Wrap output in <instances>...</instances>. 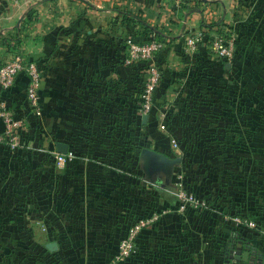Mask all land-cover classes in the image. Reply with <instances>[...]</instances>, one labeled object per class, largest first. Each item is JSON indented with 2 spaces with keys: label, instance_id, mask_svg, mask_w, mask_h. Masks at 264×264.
<instances>
[{
  "label": "crops",
  "instance_id": "crops-1",
  "mask_svg": "<svg viewBox=\"0 0 264 264\" xmlns=\"http://www.w3.org/2000/svg\"><path fill=\"white\" fill-rule=\"evenodd\" d=\"M122 10L171 37L157 55L161 77L145 121L131 107L140 96L121 58L126 38L147 35L125 24ZM199 33L190 51L186 38ZM210 33L236 38L228 66L206 50ZM14 53L36 63L42 79L38 111L26 100V74L0 92L23 119L30 156L11 157L0 144L2 264H106L129 215L158 207L166 211L141 230L122 264L250 263L229 257L239 240L264 259L261 228L226 216L259 213L264 228V117L237 109L238 98L253 99L260 85L264 95V0H201L191 8L169 0H0V61ZM143 147L179 156L167 182L163 173L146 177ZM68 149L73 158L58 163ZM176 172L208 199L207 209L176 210ZM49 241L57 247L49 250Z\"/></svg>",
  "mask_w": 264,
  "mask_h": 264
},
{
  "label": "built area",
  "instance_id": "built-area-1",
  "mask_svg": "<svg viewBox=\"0 0 264 264\" xmlns=\"http://www.w3.org/2000/svg\"><path fill=\"white\" fill-rule=\"evenodd\" d=\"M15 4L18 0H12ZM170 3L179 6L183 0H169ZM194 0H190L193 3ZM199 41H202V33L190 35L186 38V46L190 51L196 49ZM210 54L217 58L230 61L236 49V38L233 35L220 33L209 34L206 40ZM163 48V43L156 38L137 39L135 37L126 38L125 53L122 62L126 65L144 64L142 75V91L140 94L139 111L148 113L155 104V93L161 77L160 66L157 62V54ZM20 74H26L27 83L25 89L26 100L34 111L39 110V88L41 85L42 73L36 63L27 60L20 53H14L9 58L0 61V86L1 89L11 88ZM0 117L3 121L0 129V143L8 149H15L22 143L24 132L23 119L16 116L12 109L7 106L4 98H0ZM162 129L167 128L164 122H160ZM173 147L178 146L175 137H170ZM74 151L68 149L64 153L57 154V162L65 163L73 158ZM174 186L176 197V210L184 213L188 211L198 212L208 208L210 203L206 197L198 196L184 180L181 172L174 174ZM164 207L151 210L150 213L137 215L133 214L123 234L120 236L116 250L108 259L106 264H120L126 261L137 250L138 235L141 230L158 219L159 214L165 212ZM237 225H244L251 228H262L257 220L251 216L232 213L226 215ZM251 264V263H244Z\"/></svg>",
  "mask_w": 264,
  "mask_h": 264
},
{
  "label": "trees",
  "instance_id": "trees-1",
  "mask_svg": "<svg viewBox=\"0 0 264 264\" xmlns=\"http://www.w3.org/2000/svg\"><path fill=\"white\" fill-rule=\"evenodd\" d=\"M200 2H201V0H194L193 3H190V0H183V2L180 4V6H183V7H186V8H191V7H194V6L198 5ZM121 12H122V21L125 24H127V25H133L134 27L137 24H140V26H141L140 31H142V33H144L145 35H147L146 39H148V38H156V39L160 40L163 43V46H164L165 43H169L171 41V37L170 36L164 34L161 30L158 29V27L156 25H152V24L148 23L147 21H145L140 15L134 14V13L130 12L129 10H122ZM203 24H206L207 26H215L216 25V22L215 21H212V22L203 23ZM141 39H145V38H141ZM124 49H125V46H124ZM206 50H208V52H209L208 46H207ZM236 50H237V42H236V49H235L234 56L232 57V59L230 61H234L237 58V54L236 53H238V51H236ZM124 53H125V50H124ZM122 58H121V62H122ZM221 60L223 61L224 59H221ZM131 66L133 67V72L131 74V77L134 80H136L137 85H136L135 88L137 89L138 96H140L141 91H142V75H143V71H144L145 67H144V64H139V65L137 64L135 66L134 65H131ZM201 72L202 73H207L208 72V68H206V67H204V69L202 68L201 69ZM115 83H116V81H115ZM119 83L121 84V82H117L116 83L118 88H120V84ZM105 84L107 86L113 85V84H111L108 81ZM112 96H113V92H111L110 95H106V97H108V98L109 97H112ZM255 96L257 97V99H249L248 101H246V103L240 101V98H238V104H240V106H241L239 110L242 111V110H246L249 107H253L254 109H256V112H255L256 113V118L257 119H260V118L264 117V99H263L264 95L260 94L259 91L257 90V91H255ZM155 97H156V93H155ZM127 99H129V96L128 97L126 96V100ZM140 99H141V97H139V99H138L137 106L136 105H131V107L132 108L133 107L134 108L135 107H138V109H139V103L141 101ZM244 103H245V105H244ZM129 104L130 103H128V105ZM132 104H133V102H132ZM126 105H127V103H125V101H122L119 106L122 108V107H125ZM154 106H155V104H154ZM180 108L182 109V107H180ZM238 108H239V106H238ZM165 124L167 126V123L166 122H165ZM120 134H122V133L120 132ZM123 134H124V132H123ZM123 134H122V137H123L122 140H125L128 136H125ZM170 134H173V133H169L168 135L170 136ZM23 138H24V132L22 134V142H23ZM0 144L3 147H5L6 149H8L4 144H2V143H0ZM17 152L19 153L18 155H19L20 158H22V157L25 158L26 156H29V153L28 154L25 153L24 151H22V149H20ZM176 206H177V203H176ZM205 209H207V208H205ZM188 212H193V211H188ZM194 213H196V212H194ZM233 213H238V214H243V215L251 216V217H253V218H255L257 220V222H258L259 225L261 223V221H260L261 220V217H260L259 213L249 214V213H244V212H242V211H240L238 209H236V211H234ZM132 215H133V213L131 215H129V218H128V221H127V223L125 225V228L128 225V223H129ZM125 228H124V230H125ZM124 230H123V232H124ZM123 232L121 233V235L123 234ZM120 236H119V238H120ZM108 259H107V261H108ZM128 259L126 261H128ZM107 261H106V263H107ZM126 261H124V262H126ZM124 262H122V263H124ZM122 263H120V264H122ZM250 263L251 264H261L257 260H255V259L254 260H251Z\"/></svg>",
  "mask_w": 264,
  "mask_h": 264
},
{
  "label": "water",
  "instance_id": "water-1",
  "mask_svg": "<svg viewBox=\"0 0 264 264\" xmlns=\"http://www.w3.org/2000/svg\"><path fill=\"white\" fill-rule=\"evenodd\" d=\"M206 1V0H202ZM18 24V23H17ZM230 64L229 61L226 62V66ZM1 92V86H0ZM147 114L144 113L142 115L143 120L145 121ZM58 148L61 150H65L64 143H58ZM180 160L179 156L177 157H170L164 154L161 151L143 147L140 151V161L141 166L145 172L147 178H152L153 176L157 175V173H163L165 175V181L167 182L170 179L172 165ZM238 245H234L231 248L229 253L230 258H234L237 260L248 261L253 260V258L258 262H262L264 264V259L260 254L255 255L254 251H251V247L248 243L244 244L243 241L239 240ZM46 247L49 250H53L57 247L56 241H49L46 243ZM250 258V259H249Z\"/></svg>",
  "mask_w": 264,
  "mask_h": 264
},
{
  "label": "rangeland",
  "instance_id": "rangeland-1",
  "mask_svg": "<svg viewBox=\"0 0 264 264\" xmlns=\"http://www.w3.org/2000/svg\"><path fill=\"white\" fill-rule=\"evenodd\" d=\"M261 88H262V85H260V87L258 88H255L254 89V91H253V99H257L256 97H255V91H257V90H261ZM237 109H240V107L238 108L237 107ZM246 109V108H245ZM246 110H249V112H255L256 111V109H254L253 107H249V108H247ZM138 131H139V134H143L145 131H146V129H142V128H138ZM164 133V132H163ZM139 140H140V138H139ZM141 141V140H140ZM145 143V142H144ZM23 146H25V143H24V141L19 145V147H17V148H15V149H7V154H8V152H9V155L11 156V157H18L17 155L19 154L17 151H19L20 149H23ZM22 151H24V150H22ZM25 153H27L28 154V152H25ZM30 156H26V158H29ZM41 225V224H40ZM42 226V229H45V226L44 225H41ZM38 227V226H37ZM0 233H1V231H0ZM35 235V234H34ZM35 236H37V235H35ZM0 239H1V234H0ZM30 249H32V248H30ZM32 251V250H31ZM14 262H16V257H15V261ZM0 264H2L1 263V261H0Z\"/></svg>",
  "mask_w": 264,
  "mask_h": 264
}]
</instances>
